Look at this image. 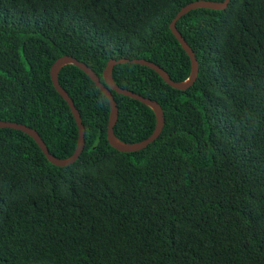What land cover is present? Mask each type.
<instances>
[{
	"label": "trees",
	"instance_id": "obj_1",
	"mask_svg": "<svg viewBox=\"0 0 264 264\" xmlns=\"http://www.w3.org/2000/svg\"><path fill=\"white\" fill-rule=\"evenodd\" d=\"M190 1L0 0V120L69 158L78 126L53 62L72 56L104 83L110 58H144L183 81L191 62L169 25ZM176 27L198 60L185 90L144 65L111 70L163 110L146 147L109 143V101L72 63L57 76L84 125L76 160L54 165L31 136L0 128V264H264V0L197 8ZM106 86L116 139L148 137L154 110Z\"/></svg>",
	"mask_w": 264,
	"mask_h": 264
},
{
	"label": "water",
	"instance_id": "obj_2",
	"mask_svg": "<svg viewBox=\"0 0 264 264\" xmlns=\"http://www.w3.org/2000/svg\"><path fill=\"white\" fill-rule=\"evenodd\" d=\"M229 1L230 0H222V1L193 0V1H190L186 3L185 5H183L178 10L176 15L170 22L169 28L172 34L177 39L181 47L184 49V51L188 55L190 62H191L190 75L188 76L187 79L183 81H174L173 79H171L169 74L162 67H160L158 64L150 60H147L144 58H131L130 59V58L122 57L119 59L110 58L107 61L106 66L104 67V70H103V80L105 83L104 84L100 81V78L97 76V74L85 63L78 61L69 55H63V56L58 57L50 67V72H49L50 78H51L52 84L54 88L56 89V91L68 103L70 110L76 121V124L78 126V137H77L76 149L73 155L70 156L69 158L59 159L53 154H51L46 144L44 143V141L41 139V137L37 133V131L25 124H21V123L9 121V120H0V128H13V129L21 130L25 132L26 134H28L29 136H31L34 139V141L37 143V145L40 147V149L42 150L46 158L54 165L65 166L73 162L74 160H76V158L79 156L80 152L82 151L84 147V143H85L84 125L82 123L80 113L75 107L73 100L70 98L68 93L61 87L58 81V76H57L58 70L61 66H63L66 63H72L78 66L83 72H85L90 77V79L101 90V92L106 96V98L109 101L110 116H109V122L107 126V138H108L109 143L120 151H136V150H140L146 147L149 143L154 141L159 136V134L161 133L163 129V126H164L163 110L160 107V105L156 103L155 101H152L149 98H146L138 93H135L132 90L119 87L112 78L111 70H112L113 65L116 63L132 62L135 64L147 66L153 69L171 87L180 89V90H185L187 87L193 84V82L196 79V76L198 73V60L196 59L192 48L188 45V43L182 37L181 33L178 31L176 27V21L181 16L186 14L187 12L197 9V8H209V9H216V10L224 9L227 7ZM106 84L110 88L114 89L116 92L123 94L125 96H128L130 98L136 99L142 103H145L154 110L155 115H156L155 127L152 133L148 137L144 138L143 140L139 142L133 143V144H126L116 139V137L113 134V126L116 123L117 118H118V107H117L116 101L110 89L106 86Z\"/></svg>",
	"mask_w": 264,
	"mask_h": 264
}]
</instances>
